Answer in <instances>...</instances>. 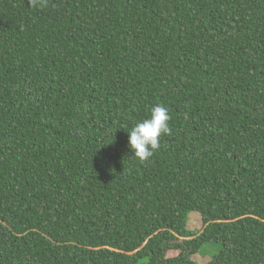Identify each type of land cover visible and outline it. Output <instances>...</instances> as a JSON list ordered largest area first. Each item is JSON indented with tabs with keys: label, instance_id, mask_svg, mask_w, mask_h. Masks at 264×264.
Listing matches in <instances>:
<instances>
[{
	"label": "trees",
	"instance_id": "16d2710c",
	"mask_svg": "<svg viewBox=\"0 0 264 264\" xmlns=\"http://www.w3.org/2000/svg\"><path fill=\"white\" fill-rule=\"evenodd\" d=\"M160 104L172 135L141 163L130 131ZM206 244L264 264V0H0V264Z\"/></svg>",
	"mask_w": 264,
	"mask_h": 264
},
{
	"label": "clouds",
	"instance_id": "9594fccd",
	"mask_svg": "<svg viewBox=\"0 0 264 264\" xmlns=\"http://www.w3.org/2000/svg\"><path fill=\"white\" fill-rule=\"evenodd\" d=\"M31 7H48L49 0H28ZM172 117L168 109L160 104L151 109V116L136 124L130 131V147L135 153L134 158L141 163L148 162L160 149V138L164 134L172 135L169 122Z\"/></svg>",
	"mask_w": 264,
	"mask_h": 264
},
{
	"label": "rangeland",
	"instance_id": "374dc122",
	"mask_svg": "<svg viewBox=\"0 0 264 264\" xmlns=\"http://www.w3.org/2000/svg\"><path fill=\"white\" fill-rule=\"evenodd\" d=\"M202 220L198 213H191L189 217L188 228L191 231L201 229ZM221 250L220 245L206 244L202 247L201 251L193 256L194 261L198 264H207L214 256ZM139 264H147L146 260L140 261Z\"/></svg>",
	"mask_w": 264,
	"mask_h": 264
}]
</instances>
